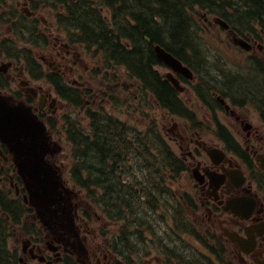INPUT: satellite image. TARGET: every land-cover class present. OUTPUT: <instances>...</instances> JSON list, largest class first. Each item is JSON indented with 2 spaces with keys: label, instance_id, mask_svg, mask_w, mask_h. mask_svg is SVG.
Instances as JSON below:
<instances>
[{
  "label": "flooded vegetation",
  "instance_id": "af4514ba",
  "mask_svg": "<svg viewBox=\"0 0 264 264\" xmlns=\"http://www.w3.org/2000/svg\"><path fill=\"white\" fill-rule=\"evenodd\" d=\"M155 1L158 2L0 0V96L25 107L46 124L49 139L56 148V155L46 158L49 163L62 166L56 159L62 153H57L58 143L63 145L64 141H68L72 118L77 116L71 113V106H81L87 116L91 106L85 97L105 95L98 90L104 82L96 85L99 87L94 90L84 86L96 83L91 79L94 66L86 61L94 60L101 47H97L96 55L87 51L89 25L80 20L77 11L81 12V16L85 13L87 19L94 22V29H135L140 18L150 21V16L153 18L152 14L166 8L168 3L167 0ZM137 6L143 9L138 10ZM258 14L263 15L260 10ZM154 17L157 21L158 15ZM164 23L161 17L158 26L162 27ZM227 32L233 42L242 41L247 47L248 57L262 66L256 73L248 72L230 79L225 102L219 99L216 91L211 92V101H207L204 92L196 87V76L191 81L179 73L183 82H189V89L180 96L175 94L172 99L168 80L153 65L151 70L154 73L144 82L149 88L145 89L146 100L141 96L140 102H153L158 108L166 110L164 119L169 118L172 123L168 128L157 117V122H151L152 131L160 132L158 127L162 126L173 132L171 139L178 145L177 156L182 164L179 174L192 179L180 189V200L176 197L171 200L187 207L189 217L194 213L197 225L206 228L204 231L210 244L196 232L194 235L207 244V251L214 257L213 261L205 260L197 254L193 255L195 252L188 250L189 247L170 246L166 238L162 244L163 259L160 264H217L216 260L220 264H264V28L255 27L242 32L230 25ZM147 38L150 40V37ZM94 40L98 45L106 43L103 37ZM109 40L114 47L118 46L119 38ZM150 51L153 52V48ZM129 52L136 54L134 46ZM106 58L110 59V56ZM113 58L119 59L120 56L116 53ZM148 58L151 56L148 55ZM160 65L168 69L167 65ZM104 99L102 97L101 101ZM174 100L182 101L189 108L196 109L197 113L172 114L167 105L177 108ZM108 124L119 125L120 121L108 118ZM59 125L63 133L57 131ZM156 139L159 140L157 136ZM12 147L0 137V239H4L5 243L0 263L124 264L118 263L125 255L123 247L113 246L114 239L107 234L106 224L103 223L107 220L106 216L101 214L99 219H95L83 210L77 201L79 192L72 193L71 197L62 192L65 200L56 205L57 215H38L36 205L30 202L31 194L21 173L20 158ZM25 155H28L27 158L30 156L28 152ZM138 155L142 152H135L128 158L129 177H124L127 170L125 161L117 160L114 172L125 186L139 176L137 185L149 190L151 197L148 200H157L160 197L158 194L168 187L163 177L169 172L168 158L162 154V160L154 162L151 155L140 160ZM114 162L104 160L102 168H105V163ZM137 172L148 174L151 181L143 182V174L138 175ZM154 172L161 173V182L157 181V176L153 178ZM123 201L128 202L124 198L117 199L119 204ZM94 220H101L100 226H91ZM12 237L18 240L13 246L8 244V239ZM130 244V264H149L147 258L143 263L137 261L139 257L134 236ZM148 245L157 247L154 239ZM154 260L159 263L161 258L156 256Z\"/></svg>",
  "mask_w": 264,
  "mask_h": 264
},
{
  "label": "rangeland",
  "instance_id": "374dc122",
  "mask_svg": "<svg viewBox=\"0 0 264 264\" xmlns=\"http://www.w3.org/2000/svg\"><path fill=\"white\" fill-rule=\"evenodd\" d=\"M207 12L209 11H207L205 8H201L197 6L195 8L194 15L198 21V26H199V30H198L199 33H197V35H200V39L203 44V51L207 56L208 62L210 63L211 66H213V68L223 67L227 71L233 70L234 72L241 71L239 73L245 72L248 66L249 59L250 61L253 59L247 58L248 54H246V52H244L240 47L233 44V41H231L228 38L227 33L223 29H221V27H216L212 25L211 29H208L204 25L205 21H207L204 16H208L210 20H213L214 17L213 15ZM87 51L94 52L93 50L92 51L87 50ZM262 54L263 53H261V55ZM94 60L87 59L86 62L90 66L100 67L103 73L98 74V76L93 79V81L96 82L95 85L85 84L84 86L93 88L94 90V88L99 87L96 85H101V83L104 82V84L100 86L99 87L100 89L98 90L101 92H105L104 93L105 95L92 94V96L85 97V99L87 98L88 100V105L97 109H101V107H103L107 112H111L113 115L119 116L122 120H124L126 123H129L133 127V130L136 134H138L139 131L141 132L142 130L148 128V125H151V122H157L158 120L157 117L161 120V123L164 122V124H166L167 127L170 128L172 124L170 123L171 121L169 120V118H167V120L164 119V114H167L166 110L162 108H158L156 104L153 102H149V103L140 102L141 97L137 98V94L140 93V89L138 87L139 84L136 82V79L128 76L127 71L124 68L122 67L107 68L104 65V62L101 61L99 55H96L94 57ZM104 74H106L105 78H104ZM97 81L100 82L97 83ZM114 83H117L120 86L121 91H119V93L118 91H114L113 97H111L106 92L110 91L109 86H111V89L113 88ZM102 97H105L103 102L101 101ZM83 110L84 109L81 106L80 107L71 106L70 111L73 115H77L76 119L79 120L85 128L88 127L87 125L89 124V121L84 117L85 112ZM219 113L221 114L222 111H219ZM167 127H162V126L158 127V129L162 133V134H156L160 141V143L159 142L158 143L165 147L169 146L174 151L175 154H179L178 145L175 143L173 139H171L173 132L168 131ZM57 131L63 133V128L61 125L57 127ZM126 140L129 141L128 148L136 147L138 145V141L134 140V136L129 135V140L128 138H126ZM69 144L70 142L64 141L63 152L60 155L56 156V159L63 166V170H62L64 173L63 176L68 181V185L73 187V183L69 178L68 164L69 162H71L70 158H68ZM157 149L158 150L161 149L160 152L164 154L163 156H167L168 152L166 150H164L163 148H157ZM131 156L132 155H127V157H131ZM126 162L128 167L129 159ZM157 177L159 178V174ZM163 177H165L164 183L167 184L168 186L167 189L163 190V192L158 194L160 196L159 199L157 200L153 199L152 201L150 200L143 203V206L146 205V212L150 213V214H145V209L144 208L142 209L145 218L149 220L152 226L151 230H150L149 222L146 221L138 222L136 225V228L142 229L143 241H145L146 239L157 240L156 242L157 247L154 246L150 247V245L146 244L145 248L141 250L142 251L141 257L137 258V261H141V263H143L146 262V258H147L149 264H160L163 259L162 244H164L166 238L169 239L168 242L169 245L189 247L188 250H191L192 253L195 252L193 253V255L197 254L205 260L213 261L214 260L213 255L206 249V245L210 244L207 235L204 231L206 228L204 227L205 229H203L202 227H199L197 225V221L195 220V217L193 215L194 213H192L189 217L190 212L187 210L186 207L183 206L178 211H175V213H173V210L168 209V205H172L173 202L171 199L176 197L178 200H180L179 195L180 193H182L180 189L183 188L184 184L186 185V183H191L192 179L189 176L187 178H184L185 176L179 173L178 176H173L170 175V172L167 174L165 173ZM159 180H161V178ZM158 185L160 186V184ZM77 189L79 188L77 187ZM79 194H80L78 199L79 202L83 206H85V208L88 210V213L90 215H92L95 219H99V216H101L102 212L93 206L91 207V204L89 203L90 201L87 202V200L85 199L83 190H80ZM121 208L122 209L117 208L116 211H110V214L111 215L120 214L121 217L124 216L126 212L125 219L128 222L132 223L133 220L138 221L139 218L138 211L133 213L131 212L130 208H126V211L123 206ZM173 214L177 217L183 216V218L189 224L192 225L195 232L200 237H202L207 244L205 245L195 236L194 237L190 236L189 233L180 232L177 227V221H174ZM117 221H118L117 225H120L119 218L117 219ZM103 223L109 224L108 226H110L111 229H114L113 224L110 223L109 221L103 220ZM100 224H101V220H94L92 221L91 226H100ZM131 227L132 226H129L130 230H132ZM171 240L172 242L170 243ZM15 243H18L16 237H12L8 239L9 245L13 246ZM156 256H159V258H161L159 263L154 260ZM215 262L217 264H220V262L218 263V260H216Z\"/></svg>",
  "mask_w": 264,
  "mask_h": 264
},
{
  "label": "trees",
  "instance_id": "16d2710c",
  "mask_svg": "<svg viewBox=\"0 0 264 264\" xmlns=\"http://www.w3.org/2000/svg\"><path fill=\"white\" fill-rule=\"evenodd\" d=\"M166 8L159 9L157 13L152 14L153 18L150 16V21L144 20L145 18L139 19V24L135 29H131V31H121V35L126 37H131L134 40L135 52L136 54H129L127 50H117L116 53L119 54L120 59H117L118 64L125 65L128 69L134 70L136 73L142 75V78L146 80V82L150 79V75L154 73L152 69V65L157 62L154 54L151 53L150 48H152L153 41H158L168 50L173 52L179 57H182L181 53L176 50V48L182 49L183 46H187V41L193 38V30L197 29V27L192 28L188 25H196L197 19L194 16L195 7H203L209 8L210 10H216L218 12L224 13L226 9L233 10L234 16L240 20L242 23H247L249 20H257L258 19V10L263 15H260L262 19H264V0H167ZM138 10H142L143 8H139ZM243 9L245 10V14H242ZM80 11H77L79 14L80 20L86 22L89 25L88 35L94 39H105L106 45L108 44L109 39L115 38L116 36L111 37L113 34H109V31L106 29H94L92 24L93 21H89L87 19L86 14L84 13L82 16L80 15ZM154 15H158L163 17L165 23L158 26V22L156 21ZM81 16V17H80ZM149 18V17H148ZM112 33V32H111ZM191 34V35H189ZM165 35L167 37V41H162L161 36ZM145 36L150 37V40H146ZM122 46L118 44V47ZM108 47V46H106ZM127 54V55H126ZM148 55L151 58H148ZM129 56V58H128ZM153 56V57H152ZM131 58V60H130ZM188 63L194 68L197 72H201V69L198 68L194 62L188 60ZM197 63V62H196ZM151 67V68H150ZM144 72H148L149 76L144 74ZM157 75V74H156ZM158 76V75H157ZM168 84V83H167ZM164 85V84H163ZM215 85H217L215 83ZM171 91L170 97L172 99L175 98V93L172 91L171 86L168 84ZM212 88H215L213 85ZM176 103V100L173 101ZM167 107L172 111H176L173 106L170 104ZM176 112H179L177 110ZM97 115L92 119L91 124V132L86 135L79 128H74L77 124L73 125L71 130L74 131L73 136L78 137L75 138L74 143H72V152L74 154V166H73V177L74 180L81 184H87L89 189L87 190L88 197L94 203H98L99 201V190L98 186H101L103 183H111L110 185L106 184V195L105 201L109 204L111 199H113L112 195L124 198L126 200H134L135 203H140V197L138 195H133L131 193L132 190L127 187L119 189L118 180L114 174V169L116 166V162L108 165L105 163L106 169L104 170L101 165L104 164V160L111 159V157H106L104 155L112 154V156H116V158H112V160H120L124 157V152L129 151V141L126 140L125 127L122 126L120 129V125H112L108 124L102 126L99 129ZM119 127V128H118ZM125 134V135H124ZM126 150V151H125ZM169 156V151H168ZM170 160H173V155L170 154ZM177 159H174L169 162L170 166H174V162ZM104 171V173H102ZM106 178V182L103 181L102 177ZM145 179L143 182H149V175H144ZM117 183V184H116ZM120 183V182H119ZM121 184V183H120ZM91 186V188H90ZM123 187V185H121ZM129 206L128 204H126ZM140 204H138L139 206ZM113 207V206H111ZM177 227L178 229H182L183 231H189L186 220L180 216L177 219ZM129 226V225H128ZM139 231V230H137ZM4 241L0 239V255L4 251ZM1 264V263H0Z\"/></svg>",
  "mask_w": 264,
  "mask_h": 264
},
{
  "label": "water",
  "instance_id": "95a60500",
  "mask_svg": "<svg viewBox=\"0 0 264 264\" xmlns=\"http://www.w3.org/2000/svg\"><path fill=\"white\" fill-rule=\"evenodd\" d=\"M157 55L174 70L192 76L188 67L161 47H157ZM169 78L176 87L183 89L178 79L170 74ZM0 137L13 146V151L20 158L19 166L25 176L31 202L42 214L54 211L52 205L63 197L61 188L64 182L58 168L46 160V155L54 153L56 148L50 142L45 125L25 107L0 96ZM26 152L30 155L28 158ZM65 190L69 192L67 188Z\"/></svg>",
  "mask_w": 264,
  "mask_h": 264
},
{
  "label": "bare ground",
  "instance_id": "6f19581e",
  "mask_svg": "<svg viewBox=\"0 0 264 264\" xmlns=\"http://www.w3.org/2000/svg\"><path fill=\"white\" fill-rule=\"evenodd\" d=\"M245 10H246V9L241 10L243 15L245 14ZM189 26H191V27L193 28L192 25H188V27H189ZM193 31H194V30H193ZM193 33H195V32H193ZM189 35H191V34H189ZM196 56H197V52H195V53L192 55V57H194V59L196 58ZM180 59H183V58L180 57ZM217 74L220 75L221 73H220V72H217ZM210 101H211V100H210ZM212 102H217V101H216V100H212ZM218 109H220V108H218ZM75 138H78V137H73V138H72V141H73L72 143H74ZM121 204H129V203L123 201Z\"/></svg>",
  "mask_w": 264,
  "mask_h": 264
}]
</instances>
